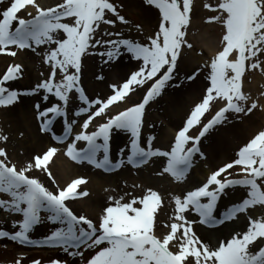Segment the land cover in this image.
Returning a JSON list of instances; mask_svg holds the SVG:
<instances>
[{"label":"snow or ice","instance_id":"1","mask_svg":"<svg viewBox=\"0 0 264 264\" xmlns=\"http://www.w3.org/2000/svg\"><path fill=\"white\" fill-rule=\"evenodd\" d=\"M146 2L158 10L159 23L158 30L141 42L111 30L116 20L128 24L112 0H62L57 6L48 8L41 6L38 0H9L8 6L0 10V55L17 57L22 51L37 52L46 47L38 54H42L43 62L49 65L50 74L34 89L21 93L8 85L22 77L23 66L11 65L0 78V106H12L21 95L43 91L45 102L52 96L59 103L43 110L39 103L35 105L40 131L50 133L57 143L66 144L64 154L72 161L88 163L108 172L125 163L135 168L148 163L152 157H167L163 173L182 181L192 168L194 157L199 153L204 158L199 146L210 130L223 124L230 112L247 115L258 107L256 100L248 106L250 96L243 89L249 72L258 70L264 74V0H217L215 7L210 3L204 5L216 13L206 22L222 25L220 47L205 65L209 69L206 93L176 133L170 151L153 149L155 137L151 136L144 142L147 147L142 146V132L146 109L175 79L184 49L193 48L187 39L193 0ZM29 8L35 9V13L28 11ZM22 12L30 18L21 16ZM109 13L116 19L108 18ZM105 25L111 27L104 28ZM123 53L138 62V69L122 84L110 85L112 93L106 98L90 99L81 83L83 58L98 54L111 71L118 66ZM194 78L195 73L186 76L188 80ZM97 79L104 77L100 75ZM138 88H145L142 102L112 114L111 110L127 104ZM74 97L82 106L72 116L86 118L79 124L80 131L73 136L78 120L69 118V105ZM221 102L225 106L203 125L199 135H190L215 103ZM97 118L104 122L89 131ZM58 119L63 122L61 134L54 130ZM114 131L129 133L131 137L129 146L120 150L121 157L127 151L126 159L115 163L110 155ZM0 139L7 140V137L0 135ZM81 143L86 147L79 148ZM57 151L49 147L32 161L18 166L0 148V210L21 217L13 223V228L18 230H0V238L36 244L38 242L29 234L46 218L58 227L42 243L60 248L69 256H79L83 264H264V219L249 217L246 231L235 233L213 248L194 231L196 221L186 216L194 211L199 223L216 227L255 206L264 207V130L245 143L233 161L213 171L202 186L188 191L182 198H175V213L172 222L166 225L169 231L159 236L156 225L162 198L151 189L141 198L128 201L124 195L118 198L110 195L98 223L74 212L68 202L89 195L81 188L87 181L76 178L64 187L59 186L49 169ZM237 167L240 172L236 175L242 178H230L233 175L230 170ZM34 171L46 173L56 184V190L32 175ZM237 187L246 190V197L227 207L219 216L215 215L218 203L227 195L226 190ZM85 250L95 251L85 258ZM15 264H21V259ZM33 264H40V261ZM51 264L61 262L53 260Z\"/></svg>","mask_w":264,"mask_h":264},{"label":"bare ground","instance_id":"2","mask_svg":"<svg viewBox=\"0 0 264 264\" xmlns=\"http://www.w3.org/2000/svg\"><path fill=\"white\" fill-rule=\"evenodd\" d=\"M39 1L40 0H38V2ZM41 1L47 3L48 0ZM8 4L9 0H3V3H0V10L6 8ZM28 11L35 13L36 10L33 8H29ZM20 15L24 16L25 18H30L27 17L26 12H22ZM149 15L150 14H148V16ZM194 21V26L197 25V23L200 24V21L196 19H194ZM156 26L158 28V25ZM198 30L199 32L196 34L194 40L195 43H197L198 47H200L205 52V54L208 55L209 58L213 57L219 48V43L222 38V25H220L219 23L205 27L201 25ZM23 54L25 53L22 51L20 52V54H18L17 57L0 55V78H2V76L6 73L7 69L11 65L20 64L24 66L22 77L14 82H11L10 85H8L10 88L20 91L21 93H25V87L21 88V86H25L27 80H29L30 78L36 79L38 72H41V70H46L45 67L41 66L40 62L38 61L35 62V65L41 68L35 66L34 62L32 63V65H26V59L35 60V58L34 56L32 57L30 55H26L25 57V55L23 56ZM85 59L83 58L82 61L81 79L83 82H90L91 86L87 85L88 91L90 93H93L94 96L100 97L101 99L106 98L112 93L110 85L122 84V82L124 81V79H122L124 74H126L127 77L131 74V72L134 71V67H132V65L135 60L131 59L127 53H123L120 61L118 62V66L114 67V70L111 71L106 66L105 68L107 70H105L102 74L104 79H97L98 75L96 74V72H99L97 70L98 66L95 70H93V68L89 66L90 60ZM180 62L181 63H179V69L181 70V73L183 71L185 74V72H187L188 70L194 72L195 70L200 69L202 70V74L199 75L196 79H193L194 81L189 84H187L188 79H186V76H188L189 74H186L185 76L178 75L177 77H175H180L179 85L182 86L183 91L182 88H178V91H174L173 94L169 95L165 99L163 110L160 111L163 117V121L165 122V127L162 128V125L160 126L158 124V121H156L158 119H156L155 116L148 117L152 118V120L155 119V122L153 121V124L155 126L152 127V131L154 132L152 134L153 137H155L153 141H155V144L159 145L161 148L172 147V145L174 144L176 133L185 125L186 120L195 105L201 102L208 86V76L206 77L205 75V72L207 70L205 65L207 64V62L202 61V59H197L192 55V52L186 58H182ZM127 72L130 73L127 74ZM254 75V77H252L251 83L247 78H245L243 90L250 96V100H256L258 102V107L260 108L259 112L254 111L255 113L248 116V118H246L240 124L229 123L227 126L230 127V130L227 132H221V134L214 139L215 143L213 145H208L206 149H203L201 151H204V156L206 159L204 161H199L195 165V170L196 173H198V176L203 175L204 179H207V177L213 171L224 166L226 163L233 161L236 150L243 144L247 143L256 134H258L259 131L264 130V95H262V93H264V74L257 70L255 71ZM143 89L144 88H138L137 91L132 94V97L127 104L115 106L111 110L112 114H116L119 111L127 109L128 107L137 103L138 99L142 97V93L144 92ZM43 96L44 93L41 91L37 92L33 97L21 95L18 103L19 108L17 107L18 109L16 114H11L10 112L7 113L8 117H11V120H9V123L11 122L9 130L12 133V136H20L19 138L23 137L24 140L21 141L23 144L29 143V145L24 148V150H27V152L34 151L30 153L31 155H40L43 150L47 151L49 147H55L58 149L49 163V169L55 177V181L57 184H59V186H66L73 180V178L77 177V173H85V178H89V181L87 182V192L89 193L88 198L84 200L85 202L74 200L71 202V204H73L76 209L79 208L81 210L82 208V210H84V208H87V210L91 212H87V216H90V214H93L95 216L97 215V217L100 216L103 209L108 206V197L110 195L117 198L121 195H124L125 201H128L131 198H141L139 195H137L141 189L146 190V192L151 189L159 193V195L163 199L168 224H170L175 213V204H173V201H175V198L177 197L175 193L182 192L183 190L189 188L195 189L202 185V182L199 181L193 183L186 182L184 189H182L177 187V181L167 173L165 174V179L152 177L154 176L155 171L153 170V168H149L150 165H153L152 167H154L157 171H163V168L165 167L164 163L166 157L159 156L153 158L150 164L146 163L145 165H142L140 167H127V164L125 163L119 169H117L116 172L110 175H99L84 165H81V168H76V165L80 164H72L71 161L67 160V158L63 156L64 150L62 148H66V146L62 145L60 147H57L58 145L54 144L50 133L45 134L38 130L41 122L36 118L37 113L35 105L39 103L41 105V110H43L45 107L51 106L52 102H54V104H57L55 102H58L56 98L52 96H50L48 101L45 102L43 100ZM27 101H31V103L33 102L32 109L30 111L26 107H29V105L26 104ZM44 104H46L45 107L42 106ZM81 106L82 105L76 100V98H73L70 101L69 118L78 120V123L76 124L77 126L74 128L75 132L73 133V136L80 131L79 124L83 122L82 119L86 118V116H81L79 118L72 116V113ZM150 106L151 104L149 105V107ZM224 106L225 105L222 102L215 103L213 109L204 116L202 124L192 129L189 134L192 136H198L201 127L205 125L211 119V117H214L216 112H218ZM0 109L2 108L0 107ZM230 115L231 114H228V116ZM102 122L104 121L97 118L95 123H93V125L90 127L89 131H94L95 128ZM60 123V120L55 123V131H57L58 128H63V124ZM218 127L220 126L218 125L215 128ZM5 130L6 129H3L1 131L3 135L7 133V131ZM130 140L131 137L129 138V133L123 131H114L110 141V155L114 163L117 160L124 158V156L121 157L120 150L123 148V145L127 144V142L130 143ZM16 164L20 166V163L16 162ZM83 164L90 165L88 163ZM37 172V174H35L34 172L33 174L40 175L46 179L48 178V175L46 173H42L39 171ZM230 172L233 173L230 178H233L238 176L236 175V173H239L240 169L237 167L232 169ZM47 181H49L51 185L56 187V184H53L52 180L48 179ZM226 192L227 195L223 196L218 203L217 211L215 213V215L217 216L223 213L227 207L239 203L242 198L246 197V190L241 187L228 189L226 190ZM254 209L255 207L249 209L248 212L243 213L245 214V218L241 219L240 223L238 224L235 223L236 221L234 219L232 221L225 222L222 225H218L214 228L208 229L201 226V224L199 223V218H196L193 211H189L188 213H186V216L190 221H196V223L193 225L196 234L205 243L215 248L220 241L230 238L232 235H234L236 233L235 230L242 227L247 228L249 217L254 218L253 216H256L254 213ZM260 219H264V217H261ZM2 244L8 245V243L4 242H2ZM12 247L13 249L17 248L16 246ZM2 251L5 252L7 250ZM59 253L60 254L54 256L53 259L66 261L67 254L63 255L64 253ZM31 260L35 261V257H33V259ZM69 264H76V262L71 261L69 262Z\"/></svg>","mask_w":264,"mask_h":264},{"label":"rangeland","instance_id":"3","mask_svg":"<svg viewBox=\"0 0 264 264\" xmlns=\"http://www.w3.org/2000/svg\"><path fill=\"white\" fill-rule=\"evenodd\" d=\"M145 1L146 0H144V1L143 0H136V1H133V0H112V2L114 4H116L119 14L125 17V19L128 21V24H121L118 20H116V26L114 28H111V30L112 31H116V32H121V33H123V35L125 37L130 38V39H135V40L141 41V42L146 40L147 37H149L156 30H158L156 25H158V23H159V12H158V10L156 8H153L152 6L148 5L147 2H145ZM198 1L199 0H193V8H194V10H193V13H192V21H191V25H190L189 33H188V37H187L189 42L193 44V48L192 49L185 48L182 58H186L192 52V55L194 57H196L197 59H205V60H207L208 58L203 54L202 49L200 47H198L197 43H195L194 40H195L196 34L199 32L198 28L201 25L203 27H205V26H210V25H215L216 24L215 22H213V23L206 22L208 17H210L212 15H215L216 13H213L209 9H206L204 7V5L210 3V4L213 5V7H215L216 4H217V0H200V2L202 3L201 6L198 4ZM61 2H62V0H48L47 3L44 4V2H41L40 5L41 6L46 5L47 7L48 6L49 7H55L58 4H60ZM148 14H150V15L148 16ZM108 18L113 19V20L116 19L114 16H112L111 13L108 14ZM194 19L200 21L201 25L196 22L197 25L194 26V23H193V22H195ZM137 26H139V28ZM103 27L104 28H110L111 26L105 25ZM45 50H46V47L37 50V52H32L31 50L24 52L25 54H23V56L25 55V57H26V55H30L32 57L34 56V58H35V60L26 59L25 60V64L26 65H32V63L34 62V65H35L36 61H38L40 63H43V56H42V54H38V53H43ZM182 58H181V60H182ZM86 60H90L89 61V66L91 68H93V70H95L96 67L98 66L97 70L99 72L95 71L98 76L102 75L104 73V71L107 70L105 68L106 66L103 64L102 58L98 54L86 55ZM179 63H181V62H179ZM35 66H37V65H35ZM45 66H49V65L45 64ZM37 67L41 68L39 66H37ZM23 68H24V66H23ZM45 69L46 70H44V71L41 70V72L37 73L36 79L30 78L29 80H27L26 85L25 86H21V88L25 87L24 91L26 90V92L29 91V90L34 89L37 84L41 83L43 80H45L48 77V73H49L50 70H48L47 67H45ZM208 71H209V69H208ZM196 72H198V71H196ZM196 72H195V78L194 79H196L199 75L202 74V70H199L200 74L196 73ZM254 73H255V71L249 72L247 74L246 78L249 80L250 83L252 82V77H254L256 75V74L254 75ZM127 74H128V72H127ZM186 74L192 75L193 72L191 70H188L187 72H185V74H184L183 71L181 73V70L179 69V66H178V72L176 74V77L178 75H184L185 76ZM125 78H126V74H124L122 79H125ZM179 79H180V77L175 78L173 81H171V83H169V85L165 88L164 94L152 103V106L150 107V109L146 110L145 125H144L143 132H142V134L146 138H148L150 136L151 137L153 136L152 133H154V132L152 131V127L155 126L153 124V121L155 122V119L152 120V118H148V117L155 116V118L158 119V120H156V121H158V124L160 126L162 125V128L165 127V122L163 121V117H162L160 111L163 110V105H164L165 99L169 95L173 94L174 91H178L179 90L178 88H180V89L182 88V86L179 85ZM192 81H194V80L193 79L190 80V81L187 80V84L191 83ZM87 85L91 86V83L90 82L86 83V82L82 81V87L85 89L88 97L89 98H93V97L97 98L98 96H94L93 93H90L88 91ZM182 91H183V88H182ZM41 92H43V91H41ZM25 96H29V95H25ZM139 100H140V98L138 99L137 102H139ZM251 101L252 100H249L248 106H250ZM18 103H19V101L16 104L12 105V106L0 109V116L2 117V118L0 117V127H1L0 128V135L2 134L1 131L3 129H6L5 131H7V133H5L4 135L2 134V136H6L7 137V140L0 139V146H1V148H3L7 152L8 158L13 163L17 162V163H20V165H24V164H27L28 162L32 161L33 157L36 156V154L31 155L30 153H32L34 151L27 152V150H24V148H26L29 145V143H24L23 144L21 141L24 140V138L23 137L19 138L20 136L19 137L14 136V135L12 136V133L9 130L10 124H11V122L9 123V120H11V117L9 118L7 113L10 112L11 114L12 113L16 114L17 109L19 108ZM26 104L29 105V107L28 106H26V107L30 111L32 109L33 102L31 103V101H27ZM45 105L46 104H44L42 106L45 107ZM52 105H53V102H52ZM259 109L260 108L257 107L256 109H254L251 113H249L247 115H244V114H231L230 116H228V119L223 124L219 125L220 127L213 129L208 135H206L201 140V144L202 145L204 144L202 146V150L206 149V147L208 145H213L215 143L214 139L218 135H220L221 132L229 131L230 127L227 126L229 123L240 124V123H242V121H244L246 118H248V116L252 115L256 111L259 112ZM221 129H223V130H221ZM39 130H40V128H39ZM18 141H19V143H18ZM154 144H155V141H154ZM83 145L84 144L81 143V146H83ZM154 146H155V148H157V147L161 148L157 144H155ZM123 149H126L125 145L123 146ZM161 149H164V147L161 148ZM44 152L45 151L43 150L41 152V154H43ZM202 153L204 155V151ZM127 154H128L127 151H125L124 158H126ZM205 159H206L205 156H204V158H201V156L198 153L194 157V160H193V168H192L193 173H192V176L189 177V179H186V180L184 179L182 181H178L177 182V184H178L177 187L184 189V186H185L186 182H191V183L196 182V180L198 179L197 178L198 173H196L195 165L199 161H203ZM152 166L153 165H150V167H149V168H153V170L155 171L154 172V176H152V177L158 178V179H165L166 178L165 174L162 171H157ZM79 167L81 168V166H76V168H79ZM91 169L95 173L101 175L100 172H98L97 168L92 167ZM34 173L37 174L38 172L34 171ZM77 174L78 175H77L76 178H84L85 177V173L79 172ZM32 175H34V174L32 173ZM34 176H38L39 179L43 183H45L50 189H52L54 191L56 190V187L51 185V183H49V181H47L49 179V177L46 179V178H44V177H42L40 175H34ZM85 185H84V187H82V189L87 192V190H88L87 189V183ZM183 192L184 191L176 192L175 194L177 196L181 197ZM144 194H146V190L141 189L138 192L137 195L142 197ZM86 198H88V196L80 199V201L85 202L84 200ZM163 202L164 201L162 199V206H161V208L159 209V211L157 213L156 233H157L158 236L167 234V232L169 231V229L166 227V225H167V215H166V210H165ZM173 204H175L174 201H173ZM69 205L74 210V212H76L79 215H86L87 216L88 215L87 212L91 213L89 210H87V208H84V210H82V208H81V210L83 211L82 212L79 208L76 209L75 206H73L71 204H69ZM255 208H257V206H255ZM254 213H255V211H254ZM43 215L46 216V214H43ZM255 215H256V213H255ZM100 216L97 217V215L95 216L93 214H90V216H88V217L91 218L94 222L98 223ZM244 216H245V214H244ZM244 216H242L241 219L245 218ZM20 219H21V217H20L19 214H9V213H6V212L0 210V230H7L9 232H12L14 230H18V229H14L13 228V223L15 221L20 220ZM56 227H58V225H54L53 223H51L50 221H48L45 218L42 223H40L37 226H35V228L32 231V236L35 235L38 238H45ZM246 229L247 228L237 229L236 233L237 232L246 231ZM0 247H1V250H0V264H15L16 260H18V259H21V264H32L33 262H32L31 259H33V257L36 258L37 256L39 257L40 263H43L45 261L46 262H50L48 260H51V258H48V260L45 259V258H42L40 255L27 256V255L24 254L25 251L20 250V249H12L8 245L1 244ZM2 250H7V251L3 252ZM173 250H175V249H173ZM94 251L95 250H85L84 251V257L85 258L90 257L92 254H94ZM71 261H75L76 264H83V260L79 256H77V257L70 256L68 258V260H67V264H69V262H71Z\"/></svg>","mask_w":264,"mask_h":264}]
</instances>
